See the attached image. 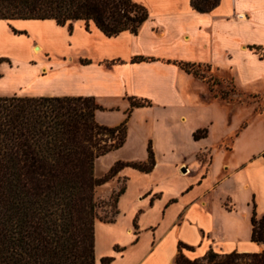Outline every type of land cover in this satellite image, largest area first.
<instances>
[{
	"label": "crops",
	"instance_id": "obj_1",
	"mask_svg": "<svg viewBox=\"0 0 264 264\" xmlns=\"http://www.w3.org/2000/svg\"><path fill=\"white\" fill-rule=\"evenodd\" d=\"M135 1L149 13L136 33L125 29L107 35L93 21L86 26L82 19L72 21L71 27L52 18L36 19L51 36L39 42L48 56L36 64L45 70L28 79L35 77V84L43 86L23 94L94 95L106 108L119 107L118 99L127 97L148 98L164 107L182 104L189 86L203 80L174 60L226 66L239 84L264 86V0H219L208 11L193 8L190 0ZM0 20L22 26L23 19ZM134 55L154 59L131 61ZM115 58L119 60L110 61ZM22 87L19 82L16 88ZM203 94L207 98V91ZM230 113L231 121L234 112ZM203 128L204 134L195 138L193 132ZM209 133L208 125L195 124L187 127L185 137L195 142ZM205 143L195 150L199 165L194 170L187 164L182 169L185 161L177 163L174 149L158 154L156 148L150 171L125 170L128 177L115 220H95L97 262L112 256L108 264H177L179 253L193 259L209 249L264 248V243L250 238L252 202L258 215L264 213V148H242L216 180L211 160L205 164L197 157V152L209 150L203 149ZM229 144L224 146L231 150ZM156 170L157 176H149ZM222 183L230 201L226 208H216L214 194ZM235 192L243 200L240 218L230 216ZM179 242L188 247L179 249Z\"/></svg>",
	"mask_w": 264,
	"mask_h": 264
},
{
	"label": "trees",
	"instance_id": "obj_2",
	"mask_svg": "<svg viewBox=\"0 0 264 264\" xmlns=\"http://www.w3.org/2000/svg\"><path fill=\"white\" fill-rule=\"evenodd\" d=\"M218 2L190 0L198 11H208ZM148 16L147 8L135 0H0V19L52 18L69 27L82 19L86 26L93 21L107 35L125 29L136 33ZM147 59L154 57L134 55L131 61ZM174 61L199 74L200 63ZM150 103L148 98L130 97V107ZM102 108L94 95H0V264L111 261L112 256L96 260L94 225L96 219L115 220L125 183L110 193L113 212L103 216L98 208L107 202L96 197V187L125 165L150 171L155 155L148 143L146 159L117 160L103 175H96L95 159L121 146L127 134L126 119L115 125L97 120L96 111ZM204 132L197 129L193 136ZM250 220V238L264 243V213L257 214L254 202ZM182 246L187 245L179 242V249ZM183 260L185 264H264V248L209 249L193 259L179 253L177 264H184Z\"/></svg>",
	"mask_w": 264,
	"mask_h": 264
},
{
	"label": "rangeland",
	"instance_id": "obj_3",
	"mask_svg": "<svg viewBox=\"0 0 264 264\" xmlns=\"http://www.w3.org/2000/svg\"><path fill=\"white\" fill-rule=\"evenodd\" d=\"M20 22L22 26L0 20V95H26L23 93L36 92L35 89L38 90L43 86L35 84L38 81H35V77L32 80L28 79V76L35 73H43L45 69L40 68V64L36 63L41 59L47 60L48 56L43 49L35 52L32 43L35 46L43 42L42 39L50 37L51 33L42 30L44 27H40L39 20L23 19ZM47 71L52 70L48 67ZM198 72L197 76L201 77L203 82L198 81L189 86L190 93L184 97L182 104L164 107L151 100L150 104L130 107V97H127L123 100L118 99L119 107L104 106L102 109H97L96 118L101 123L115 125L126 119L127 134L121 146L95 159V174L103 175L117 160L146 159L148 143L151 144L154 154L155 148L158 154L172 153L169 150L174 149L173 157L177 158V163H180L178 159H184L185 163L181 167L187 164L194 170L199 165L195 150L205 141L208 146L203 149L209 150L197 152V157H200L205 164L209 159L211 160V166L218 180L227 162H233L238 152L248 146L254 150L264 148V86L261 85L260 88L258 82L239 84L231 70L222 65L201 63ZM19 82H23L24 87L16 88ZM203 91H207V98ZM214 93H217V96H214ZM125 104L127 106H124ZM230 109L234 112L231 121ZM184 116L186 121L182 119ZM195 124L208 125L210 133L201 141L191 142L185 135L187 127ZM235 128L239 129L236 131L238 135L237 139L232 141L235 137ZM227 143L233 144L231 150L225 148L224 145ZM131 167L133 166H123L113 177L96 187V197L107 202L98 208L100 215L113 212V207L109 204V195L127 182L128 176L125 170ZM149 176H157V170ZM134 183L133 181L131 184ZM218 185L214 194L216 208H226L225 203L230 201L224 194L227 185L225 183ZM236 193H240L235 192L234 199L235 208L238 209H231L230 216L240 218L243 200ZM183 262L185 264L186 260Z\"/></svg>",
	"mask_w": 264,
	"mask_h": 264
},
{
	"label": "bare ground",
	"instance_id": "obj_4",
	"mask_svg": "<svg viewBox=\"0 0 264 264\" xmlns=\"http://www.w3.org/2000/svg\"><path fill=\"white\" fill-rule=\"evenodd\" d=\"M36 46V45H35ZM34 46L35 52H40L42 50L41 45L37 44V48Z\"/></svg>",
	"mask_w": 264,
	"mask_h": 264
},
{
	"label": "water",
	"instance_id": "obj_5",
	"mask_svg": "<svg viewBox=\"0 0 264 264\" xmlns=\"http://www.w3.org/2000/svg\"><path fill=\"white\" fill-rule=\"evenodd\" d=\"M35 47L37 48V45ZM182 169L185 170V167H183Z\"/></svg>",
	"mask_w": 264,
	"mask_h": 264
}]
</instances>
